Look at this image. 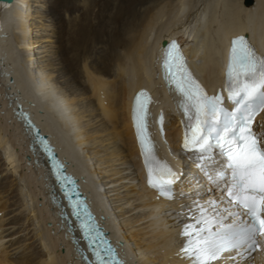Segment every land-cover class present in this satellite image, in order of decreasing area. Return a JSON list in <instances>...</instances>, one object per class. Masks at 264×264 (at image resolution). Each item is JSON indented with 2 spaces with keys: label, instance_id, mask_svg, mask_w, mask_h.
Returning <instances> with one entry per match:
<instances>
[{
  "label": "bare ground",
  "instance_id": "obj_1",
  "mask_svg": "<svg viewBox=\"0 0 264 264\" xmlns=\"http://www.w3.org/2000/svg\"><path fill=\"white\" fill-rule=\"evenodd\" d=\"M195 1L91 0V14L71 23L61 37L64 67L56 79L66 85L64 93L50 83L55 71L46 72L36 59L39 39H33L30 20L40 2L0 1V164L14 176L19 195L10 200L0 192V238L25 229L32 233L12 243L11 255L0 253V264H86L72 240L77 227L72 230L60 216L47 158L18 114V103L55 146L66 172L85 186L130 264H187L177 256L182 204L160 202L144 183L131 120L134 94L150 89L153 108L163 107L169 115L167 146L178 150L173 94L159 73L163 42H183L211 89L223 75L224 49L233 37L249 34L264 51V0H206L205 8L193 11ZM80 86L87 87L88 101L80 94L83 103L75 112L70 101L77 102ZM73 94L75 99L69 98ZM263 127L264 117L259 130ZM195 165L188 155L172 159L179 193L205 191L210 180ZM259 260L264 264V255Z\"/></svg>",
  "mask_w": 264,
  "mask_h": 264
},
{
  "label": "snow or ice",
  "instance_id": "obj_2",
  "mask_svg": "<svg viewBox=\"0 0 264 264\" xmlns=\"http://www.w3.org/2000/svg\"><path fill=\"white\" fill-rule=\"evenodd\" d=\"M164 65L168 69L175 63L181 72L178 88L188 101L186 111H193L190 121L191 135H185V149H196L199 153V168L209 180H223L230 177L226 187L228 196L237 207L244 209L250 222L239 227L230 226L227 242L223 239L204 235L205 229L195 230L196 239L191 253L195 256L194 264H212L226 250L239 249L244 245L253 248L257 245V237L264 235V132L253 129V122L260 111H264V58L259 57L249 46L244 37L232 40L228 65V98L235 108L225 112L221 107L222 96H209L192 80L189 75L185 80L186 66L179 45L173 42L171 49L165 52ZM145 93L136 98L135 121L140 144L144 150L145 163L148 165V185L158 189L163 196L171 198L172 186L180 179V175L151 154L146 145L148 115ZM219 149L225 157L223 167H214L213 152ZM203 222V221H202ZM85 231H89L87 225ZM188 227L184 235L189 236ZM223 230V229H222ZM102 252L108 253V258ZM97 264H123L114 259L111 246L95 252Z\"/></svg>",
  "mask_w": 264,
  "mask_h": 264
},
{
  "label": "rangeland",
  "instance_id": "obj_3",
  "mask_svg": "<svg viewBox=\"0 0 264 264\" xmlns=\"http://www.w3.org/2000/svg\"><path fill=\"white\" fill-rule=\"evenodd\" d=\"M30 1L40 2V4L38 3L34 4L33 17L30 20L33 25L34 34H35L33 39H39V40H35V53H37L35 54L37 55L36 59L43 66L42 68H45V69L47 68L46 72L53 73L55 71L53 73L55 76L52 77L53 74H51L50 76V79H49L51 81L50 83H53L54 81L53 87L56 88L57 86V88L55 89L56 92L58 89V92L62 90L63 92L61 91L60 93H64L65 90L63 89L64 88L66 89V85L63 84L62 82H58L56 79L58 71L64 67L63 58L59 57L61 56L59 52L60 47H61V37H63L65 29H66V32L68 31L67 29L70 27L71 23H75L76 21H81L82 19H84L86 14H91V0H30ZM196 1L194 4L196 7L192 9L193 11L198 8H201V9L205 8L206 0H202V1L199 0L200 2L199 1L196 2ZM187 16L188 15L186 14L183 18H187ZM65 38L67 37L65 36ZM45 52L46 53L48 52V53L46 54ZM53 68L54 70H52ZM66 78H68V76H66ZM62 80L63 79H61L60 81ZM81 87L83 89L80 90ZM86 89H87L86 86H80L78 89L79 91L77 90V92H75V95L77 94L76 96H80L81 94L84 96ZM80 91H82L83 94ZM86 94L84 96V101L86 98L88 99V94L87 95ZM73 96L74 94L70 95L69 98L75 99L76 96L74 97ZM83 96H80L82 98L76 97L77 102L80 99L78 104L75 100H74L75 102L72 100L70 101L71 103H74L72 104V107L73 105H75L76 107L75 109H73L75 112L77 108L80 109L81 103H83L82 102ZM79 103H80V106H79ZM76 104L79 107H77ZM67 151L70 152V150H67ZM21 161L22 163H24L23 162L24 158H21ZM79 167L82 168V166H79ZM82 169H85V167H83ZM25 173L27 175L29 172L26 171ZM28 177L30 178V176ZM13 178L14 176L10 173L9 168H7L4 164H0V192L3 193V195L5 196L8 195L6 198L10 200H16L18 199V196H19L17 195V187L12 184ZM7 211L8 210H6V213ZM28 222L30 223V221H27L24 224L27 225ZM24 224H21L20 226L21 227L26 226ZM11 226H15V225H11ZM14 228L17 229L18 227H14ZM28 231H29L28 229L27 231L25 229V231L16 233L13 236L11 235V236L1 237L0 238V253H8L11 255L14 252V245H12V243L19 241L20 239H23L24 236L30 237L32 233ZM25 243L28 244V242H25Z\"/></svg>",
  "mask_w": 264,
  "mask_h": 264
},
{
  "label": "water",
  "instance_id": "obj_4",
  "mask_svg": "<svg viewBox=\"0 0 264 264\" xmlns=\"http://www.w3.org/2000/svg\"><path fill=\"white\" fill-rule=\"evenodd\" d=\"M1 2L6 3H12L14 0H0ZM164 44L168 43V41H164ZM18 114L23 117L24 122L28 126V128L31 130L32 135L35 138V142L38 144L40 150L44 153L46 156V161L49 166H54L58 171L56 172L59 175H63L60 179L63 182H67L66 184L62 185L61 187L66 188L69 192H72V194H77L75 192V186L73 182H70L69 179L73 178L71 175H69L66 172V165L63 163L55 152V146L51 144L50 140L45 137L44 134L40 132L39 127L34 123V121L30 117V113L27 111L22 110V105L18 103ZM79 202V200H77Z\"/></svg>",
  "mask_w": 264,
  "mask_h": 264
}]
</instances>
